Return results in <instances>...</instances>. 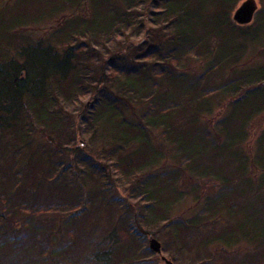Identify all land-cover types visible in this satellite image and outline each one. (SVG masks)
I'll list each match as a JSON object with an SVG mask.
<instances>
[{
  "label": "trees",
  "instance_id": "1",
  "mask_svg": "<svg viewBox=\"0 0 264 264\" xmlns=\"http://www.w3.org/2000/svg\"><path fill=\"white\" fill-rule=\"evenodd\" d=\"M238 1L42 0L41 13L13 21L14 43L0 45V264H156L155 253L148 260L135 239L120 252L113 226L68 252L74 239L66 238L82 241L95 223L74 212L80 199L97 208L112 196L97 185L85 192L81 184L76 192L64 176L57 180L63 171L55 175L48 165L45 175L38 172L41 160L33 165L28 149L40 133L85 163L81 142L56 140L82 124L113 130L112 150L103 154L111 175L126 174L136 184L128 194L146 200L136 205L125 197L115 213L134 237L165 231L161 249L193 253L210 244L222 245L224 254L253 238L254 264H264V225L242 232L234 223L236 210L247 219L255 202L264 215V0L242 25L231 18ZM85 96L95 111L73 116ZM156 129L161 139L153 141ZM101 168L92 166L91 174ZM185 200L194 201L196 214L178 207ZM65 205L69 213L59 214ZM141 212L156 230L138 224ZM40 220L51 230L41 232ZM63 221L76 229L63 232ZM51 237L58 239L54 250ZM198 253L191 257L203 264L222 257Z\"/></svg>",
  "mask_w": 264,
  "mask_h": 264
},
{
  "label": "rangeland",
  "instance_id": "2",
  "mask_svg": "<svg viewBox=\"0 0 264 264\" xmlns=\"http://www.w3.org/2000/svg\"><path fill=\"white\" fill-rule=\"evenodd\" d=\"M240 1L241 0L237 2V5ZM256 2L259 7L260 6L259 0H256ZM42 11H43L42 0H9V4L6 7L0 6V45H3L5 43H14L15 36H12L9 34V32H12V30L9 28L13 26V21L16 20V18L19 20H25V19L28 20V19H31L33 16L41 13ZM135 42L136 41L133 40V43ZM88 97L89 96H85L81 100L80 104L76 107V109L73 110V112L71 113L73 116L76 115L77 112H81V110L83 109L84 105L87 102L89 103L83 109L84 111L83 113H85L88 110L91 112L95 111L93 107L89 106L90 99ZM230 98L232 97L226 98V100L228 99L230 100ZM216 114H220L219 110H218V113ZM68 131L66 133L65 131L61 132L60 138H56V140L57 141L59 140L58 142L61 144H65V140L71 144H75V143L77 144L78 142H81L83 145V151H81V154H83V156L87 158L85 163L84 162L75 163V161H72L69 158L70 155H68L67 152H64V150L62 152V150H59L56 148L57 143H53L45 137L42 138L40 133L36 134L38 137L36 136L32 137L33 138L32 140L34 141V143L30 146V149H28V152L29 153L31 152L32 154V156L29 159L31 160L30 162L33 163V165H36L37 162L41 160V164L40 166L37 167L36 170L39 169L38 172L39 171L40 173L43 172V174L47 170V165L48 167L49 166L51 167V170L52 168L54 170L56 168L55 175L57 174V172L63 171V174L59 176L57 180H63V176H64V180L62 182L66 183L70 187L74 186L76 192L79 190V188H81V184H85L86 188L85 187L83 188V191L85 192L88 191L90 188H94L97 190V186H99L106 195L110 193V195L113 197V198L111 197L110 199H108L107 203H104L103 205L101 204L97 208L95 207V203L92 204L93 206L83 205L84 203H81L82 198L80 199V203H79L80 205L76 208V211L74 210L73 211L74 212L78 211L77 213L80 218H83L84 220L83 222L87 223L91 219L93 220V222H95L94 223L95 225L94 224L92 226L89 225V228H84L85 231L87 232V235L83 234L82 238L84 239L82 241L79 240V238L77 239L76 237L74 238L67 237L66 239H68L69 241H72V239H74L71 242L72 249L71 248L68 249V252H71L72 250H75V249L80 250L79 245L77 244V241L84 242V243L89 242L92 239H94V237H100L106 234V232L109 231L110 228L113 226L115 229L119 228L118 236L120 240H117L118 242H117L116 247H119L120 252H124L129 246V244H126L127 241H130L131 239L133 240L135 239L136 240L135 243H140V246L138 249L139 252L142 251L144 253V256H147L148 257L147 259L151 261L153 257V253L148 247V238L150 235H146V237H143L142 234H140L139 232H136L135 237H134V235L131 234L129 229L127 230V228H125L122 225L121 221L118 220L115 215L116 210L119 209V206H122L121 204L125 201V197L131 203H134L136 205H138L139 203L146 204L145 203L146 200L142 199L141 197L137 195L132 194V196H130L128 194V192L130 191L131 185L134 184L136 186V184H135V181H133L132 179H129L126 174L121 173V175L119 174H114L113 176L111 175V171L109 170V168H111L109 166V162H110L109 157L107 156L106 158L103 154H107L108 152L110 153V151L112 150V146L114 142L109 138V135L113 134V130L107 125L100 127L98 131L91 130V129L87 130V126L85 124H82V125H77L75 128H72V130H70L69 132ZM73 131L76 133V137L74 139H73ZM46 133H50V132H46ZM259 134L260 132L256 130L253 136H250V138L249 137L247 138L246 145L248 143L250 144L252 142V139L258 137ZM151 135H152L151 139L153 141H155V136L156 138L161 139L160 137L161 134L158 132L157 129ZM71 139L73 140L71 141ZM137 143L140 144L141 142L138 141ZM3 146L4 145L2 144V142H0V149H4ZM37 147H39L38 150L41 152V154L38 150L35 149ZM128 148L129 147H127L126 145H125V148L123 147L124 153L128 151ZM144 148L145 147L142 146L141 149L145 150ZM45 156H49L47 163L46 161H44L46 159ZM69 160H71V163L68 166L65 165L66 163H68ZM167 161H169L168 163L171 162L169 158H165V163ZM166 165L168 166L169 164H166ZM92 166L94 167L98 166L99 168L103 167L104 169L101 168L98 174L94 176L91 174ZM238 176H240V174ZM46 180L48 179L45 178L44 180L45 183H46ZM202 187L205 188L206 190L205 192L207 191L212 192L208 184L205 183L202 185ZM116 188L121 193H123V196L119 195V191L117 192ZM69 189H72V188H69ZM62 190L65 193L64 194L61 193V196H62L61 199L58 198L57 196L56 198L54 197L55 202H59V199L64 200L65 195L67 194V190L66 189H62ZM89 193H92V192L90 191ZM133 193H135V191H133ZM249 200L251 201L253 199L250 198ZM238 203L241 205L240 201ZM257 206L258 205L255 202L254 214L250 217H247V219L244 218L243 214L241 213L239 209L236 210L234 223L237 224L238 231L244 232V230H246V231L252 232L251 230L254 229V225L256 224L259 226L264 225V215L262 214V212H258ZM68 207L69 205L61 206L62 211L59 214L66 215L67 213H69V211H67ZM178 207L180 209L187 210L186 212L188 213V215H193L196 212V209L198 208L197 206L195 207L194 201H190V200H185L184 203L180 204ZM111 209L114 210V213L110 211ZM152 209L154 212L156 210V207L154 208L152 207ZM146 216L147 214L141 212L138 215V224L142 225V227H145L149 230H156V222L149 224L147 222V219H145ZM44 217H47V213L40 214L39 216L40 219H47ZM36 224L39 225V227H42V226L44 227V230L40 229L41 232L45 231L47 233L48 231L51 230L48 228L49 227L52 228V226L48 224L47 220H40V222L39 223L36 222ZM62 227L64 228L63 232L66 230L67 227L76 229V226H74V223H71V222L66 223L64 221L61 222L60 228ZM95 227H96L97 234H94V235L96 236L93 235ZM103 227L106 228L105 231ZM164 233L165 231H160L159 235L158 236L156 235L155 237L160 242V244H163V239H166L165 235H163ZM53 238L55 239V237L50 238L52 239L51 240L52 243L50 244L51 246H48L49 250L51 249L54 250L56 248V247H53L52 244L57 243L58 239L54 241ZM244 242H245V239H244ZM165 246H166V249H162V254L166 256L168 259H170L173 264H203L202 262L196 259H192L191 257L193 255H198L199 254L198 252H201V254L203 255H208L209 257L212 256L213 258L214 257L220 258L222 256L220 260H218V262L219 261L220 262L219 263L216 262L215 264H249L250 261L251 263L254 264L255 241L253 238L250 239L249 245L247 244L243 245L242 249H239L238 253H233V251H231V252H227V254H224L223 252L225 248L222 245H220L218 248H213L210 246V244H207V249H197L196 248L195 252L193 253H191L192 250L190 252H187L186 250L177 251V249H174L173 246H169V245H165ZM203 251H205L206 253ZM132 253L133 252L130 250L127 251L128 255H132ZM156 259H157L156 264H164V262L160 260L157 254H156ZM80 262H82V260ZM255 264H259V263H255Z\"/></svg>",
  "mask_w": 264,
  "mask_h": 264
},
{
  "label": "water",
  "instance_id": "3",
  "mask_svg": "<svg viewBox=\"0 0 264 264\" xmlns=\"http://www.w3.org/2000/svg\"><path fill=\"white\" fill-rule=\"evenodd\" d=\"M257 8L258 4L256 0H241L233 9L231 18L236 24H248L252 21ZM88 103L89 102L84 105L83 109ZM83 109L81 110V112L83 111ZM148 247L153 253L159 256L160 260H162L164 264H173L170 259L162 254L161 244L155 237L150 236L148 238Z\"/></svg>",
  "mask_w": 264,
  "mask_h": 264
},
{
  "label": "flooded vegetation",
  "instance_id": "4",
  "mask_svg": "<svg viewBox=\"0 0 264 264\" xmlns=\"http://www.w3.org/2000/svg\"><path fill=\"white\" fill-rule=\"evenodd\" d=\"M149 237H150V236H149ZM155 255H156V254H155ZM153 260H154V262L156 263V259L154 258Z\"/></svg>",
  "mask_w": 264,
  "mask_h": 264
}]
</instances>
